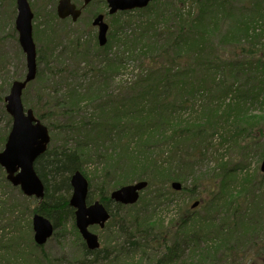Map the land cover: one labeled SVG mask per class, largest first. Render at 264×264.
Wrapping results in <instances>:
<instances>
[{
	"label": "trees",
	"instance_id": "1",
	"mask_svg": "<svg viewBox=\"0 0 264 264\" xmlns=\"http://www.w3.org/2000/svg\"><path fill=\"white\" fill-rule=\"evenodd\" d=\"M236 1L200 0L194 18L189 14L187 19L181 10L177 9V26L174 33L170 28L165 29L162 39H156L150 45L141 46L136 50L143 53L146 49L147 54H151L147 57L149 65H143L144 70L138 75L126 98H120L118 101L119 97L115 95L103 96L104 86L108 85L111 74L115 73L114 69L118 67L106 65L107 69L100 71L97 76L98 85H90L85 94H82L77 86L68 84L63 97L55 100L39 93L36 103L31 105L36 117L43 123L61 118V115L72 119L78 115L85 101L96 104L100 111V117L84 133H78L80 140L74 147L48 149L36 162V170L45 184L46 194L33 212L50 219L56 227V234L64 221L75 217L74 209L69 205L72 193L71 175L81 171L88 178L83 171L85 165L96 156L102 159L98 178L101 179L103 194L99 199L111 213L107 226L109 230L114 226L115 229L111 233L115 235L105 241L107 247L103 250L89 251L83 243L81 264H95L105 260L111 262L113 255L109 248H112L116 235L125 239L124 246L128 245L132 252L149 251L155 257L158 254L153 264H264V242L257 239L258 233L261 232V213H264V209L258 200L260 197L252 191V177L242 173L247 168L245 165H236L228 170L226 163L221 162L214 170H220L222 174L215 173L206 179L195 178L193 188L183 186L181 192H175L171 188L173 182L185 185L193 178V155L187 156L179 152L189 145L196 135L202 136V145L207 147L210 140L208 137L212 138L218 134L215 120L221 119L228 123L232 120L237 133L241 132L240 134L245 133L242 131H246L248 127L250 132L255 131L253 129L258 130L260 134L262 132L257 122H252L251 115L242 109H236L238 105L233 108L234 104L228 103L224 111H221L223 105H226V98L240 92V89L235 87L237 77H227L231 81L226 79L218 85L217 98L220 104L207 108L206 121L183 125L179 116L176 117L191 97L200 91L206 95L211 86L217 84L215 81L218 73L214 72L213 65H222L221 68L226 70L227 65H232L229 59L217 62L212 56L214 37L221 36L218 38L220 48L237 49L242 47V38H254L253 32L258 28L256 24L259 20V23L264 25V0H251L250 6L244 4L241 8L236 7ZM157 4L152 3L144 10L132 12L145 14L151 12ZM181 4H185L184 0ZM132 12L119 15H131ZM161 16L156 12V17ZM224 19H230L231 22L228 31L222 33L220 26ZM44 35L49 36L47 31ZM142 37L144 38L143 33L137 41L140 42ZM96 44L98 50L105 53V57L109 55L107 51L112 47V43L109 42L105 47H100L98 42ZM139 45L137 42L134 49ZM37 51L38 63L46 61L45 52L41 48ZM245 52L249 58L252 51ZM84 54L75 53L81 57ZM246 59L236 61L232 65H236L237 75H245L243 65L247 64ZM260 65L264 63L260 61ZM39 76L37 75L35 81ZM257 84L255 90L258 92L254 95L256 100L263 96L264 80L261 79ZM187 88L189 90L185 91ZM244 96L246 97L237 95L236 99L245 98ZM263 115L264 111L261 116ZM245 122L250 126L244 127ZM50 126V130L56 127L52 123ZM117 133L124 136L123 140H119L120 143L115 142L114 148L104 152L101 144L113 140ZM220 137L223 138V135ZM6 140L7 137L4 143ZM162 147L169 148L167 159H163L165 153L156 155V150ZM91 179L88 178L90 190L93 188ZM135 181L148 182L147 189L141 194L136 205L123 206L111 201L110 191ZM197 189L200 190V197L196 195ZM176 193L190 194L194 203L200 202L199 206L193 209L192 204L169 224L155 219V206ZM149 197H152V200L149 201ZM90 201L88 197V202ZM23 240V237H16L6 246L0 245V249L6 250L3 257L6 264L57 263L48 256L43 247L37 246L33 239L30 242L36 253H26L21 249ZM251 246L252 251L246 253L244 248ZM250 255L252 257L249 258Z\"/></svg>",
	"mask_w": 264,
	"mask_h": 264
},
{
	"label": "rangeland",
	"instance_id": "2",
	"mask_svg": "<svg viewBox=\"0 0 264 264\" xmlns=\"http://www.w3.org/2000/svg\"><path fill=\"white\" fill-rule=\"evenodd\" d=\"M28 1L35 15L33 21L34 41L37 49L41 48L45 52L47 60L38 63V75L40 76L23 93L22 101L26 109H31V105L36 103L39 93H42L40 95L44 94L46 98H54L55 100L63 97L67 92L68 84L77 86L79 91L85 94L90 85H98L99 78L97 76L100 71L104 72L107 69L106 65H118V67L114 69L115 73L111 74L108 85L104 86L103 96L115 95V97H119L118 101L121 100L120 98H126L133 83L137 81L138 75L144 70L143 65H149L147 57L151 54L149 52L147 54L146 49L143 53L136 50L141 46L150 45L156 39H162L165 29L170 28L174 33L177 26V9L181 10L185 19L188 18L189 14H191V18H194L200 4V0H184V5L181 4L182 0H155L154 3H158V6L153 8L151 12L145 14L132 12L131 15L126 16L119 14L108 16L106 19L110 26L108 38L109 42L112 43V47H109L107 51L109 55L105 57V53L98 50L96 44L98 31L92 26V22L93 15L97 11L106 13V3L96 2L92 4L88 7L87 13L79 21L73 23L70 19L62 21L57 17L58 0ZM250 1L237 0L236 7L241 8L244 4L250 6ZM156 12L162 16L160 18L156 17ZM245 13L247 14V12ZM16 17V0H0V152L4 149V140L8 137L13 124L11 116L6 111L5 98L10 94L12 83L22 81L27 71L25 55L20 47L19 35L16 31ZM230 22V19L221 21L220 29L222 33L228 31ZM259 22L256 24L258 28L253 32L255 33L254 38H242V47L237 49L233 47L220 48L218 45L220 35L215 36L213 40L212 56L217 59V62L229 59L233 65L234 62L247 58V64L243 65L245 75L235 73L236 65L234 67L227 65V70L221 68L222 65H213L214 72L218 73L215 81L217 84L211 86L212 88L209 89L208 94L205 95L200 91L191 97L189 102L185 104L186 107L184 106L182 110H179L176 117L179 116V120L183 125L206 121L207 108L210 105L216 107L220 104L217 98L218 85L223 80L237 77L235 87L240 89V92L235 96L234 94L229 95L226 98V105H223L221 111H224L228 103H233V108L238 105L236 109H242L245 113L251 115L252 122H257V125L262 129L261 134L256 129L250 132L248 127L250 125L247 122L244 123V127H248L246 131L249 132L242 131L245 133L240 134L241 132L237 133L232 120L229 123L221 119L215 120L214 124L217 123L218 134L212 138L208 137L210 140L207 142V147L202 145V136L196 135L190 141V144L179 152L185 153L187 156L193 155V163H195L193 178L187 184H181L191 189L195 178L203 177L206 179L215 173L222 174L220 170H214L221 162L226 163V169L228 170L242 164L247 167L242 173L249 174L252 177V191H255V195L260 197L258 200L261 201L264 209V174L261 172L264 159V115L261 116L264 105H261V103H264V93L261 98L258 97V100L254 98V95L258 92V90H255L258 86L257 83L261 79L264 80V65H260V61L264 63V25ZM45 31L49 36L44 35ZM142 33L144 38H140L139 42L137 38ZM137 42L140 45L134 49ZM246 50L252 51L251 54L249 53V58L246 57ZM77 52H84L85 54L81 57V55H75ZM188 90L189 88L185 91ZM237 95L239 97L246 95V97L236 99ZM238 101H241V103ZM99 117L100 111L96 104L85 101L78 115L72 117V119L61 115V118L44 122L48 128L51 127L50 123L56 125L55 128L49 129L51 136L49 149L55 150L65 146L74 147L76 142L80 140L78 133H84ZM259 117L263 119H258ZM222 135L223 138L220 137ZM123 137V135L117 133L112 138L113 140L101 144V149L105 152L107 149L114 148V143H120L119 140H123ZM168 150V147H162L156 150V155L165 153L163 159H167L169 156ZM101 160L96 156L85 165L83 170L89 179L92 178L93 188L89 193L90 203L100 201L99 197L103 194L100 184L101 179L98 178L102 168ZM239 177L243 176L239 175ZM115 190L109 192V197ZM195 192L197 196L200 195L199 189ZM150 200H152V197H149ZM39 203L40 201L35 198L27 197L19 187H14L7 179L5 168L0 165L1 246H6L16 237H23L21 249L26 253H31V251L36 253L30 241L31 239L34 241L33 211ZM193 203L194 200L191 199L190 194L176 193L173 196H168L161 204L156 205L153 203L156 205L153 217L169 224L180 213L185 212L187 208L189 209ZM261 214V232L258 233L257 239L264 242V213ZM108 228L109 226L104 229L94 226L90 229L91 232L98 235L102 250L107 247L105 241L115 235L111 233L115 229L114 226L111 230ZM79 235V231L75 226V217H69L59 226L54 237L43 248L48 256L57 261L55 264H81L84 241L79 238ZM124 240L120 235H116L112 248H109L113 255L111 262L108 263L105 260L95 264H153V261L158 257V254L155 257L151 252L144 250L132 252L129 250L128 245L124 246ZM250 250L252 251V246L244 248L246 253H250ZM5 255L6 250L1 248L0 264H6L3 259Z\"/></svg>",
	"mask_w": 264,
	"mask_h": 264
},
{
	"label": "water",
	"instance_id": "3",
	"mask_svg": "<svg viewBox=\"0 0 264 264\" xmlns=\"http://www.w3.org/2000/svg\"><path fill=\"white\" fill-rule=\"evenodd\" d=\"M93 0H85L89 4ZM154 0H106L109 15L118 12L144 9ZM17 17L15 20L16 31L19 35V44L26 58L27 72L22 81L12 83L10 94L5 98L6 110L12 117L13 124L7 138L5 148L0 152V165L5 168L8 181L29 198L43 200L46 187L36 171L35 163L43 156L51 142L49 129L39 120L32 109L26 110L22 96L27 86L33 82L38 74L37 48L33 37L34 13L28 0H16ZM58 17L62 20L69 17L77 22L80 17L71 0H60L58 4ZM93 26L98 27V43L104 47L108 43L109 25L104 16L100 15L93 21ZM264 173V159L261 165ZM70 185L72 195L69 205L75 210L76 227L90 251L101 248L98 235L90 231V227L99 226L104 229L111 218V214L103 203L95 201L88 204L89 181L81 171L71 175ZM148 187V182L139 181L123 186L111 193V200L116 204L131 206L138 203L141 193ZM174 191H181L183 186L179 182L171 185ZM195 202L192 208H197ZM34 242L37 246H45L54 236L55 225L47 217L36 213L32 219Z\"/></svg>",
	"mask_w": 264,
	"mask_h": 264
},
{
	"label": "flooded vegetation",
	"instance_id": "4",
	"mask_svg": "<svg viewBox=\"0 0 264 264\" xmlns=\"http://www.w3.org/2000/svg\"><path fill=\"white\" fill-rule=\"evenodd\" d=\"M59 1L60 0H58V4H59ZM71 2H72V4L73 5H75V7H76V9L78 10V11H80V17H79V20H80V18L85 14V13H87V9H88V7H90L92 4H94V3H96V2H101V3H106V8H107V11H106V13H103V12H101V11H97L96 12V14H94L93 15V18L95 19V18H97L98 16H100V15H103L104 16V19L106 20L107 19V17L108 16H110L109 15V7H108V4H107V2H106V0H93L92 2H90L89 4H85V0H71ZM58 4H57V8H56V14H57V17H58V11H57V9H58ZM71 20V18L69 17V18H67V19H65V20H62V21H68V20ZM93 19V20H94ZM78 20V21H79ZM95 29H97V31L99 32V29H98V27H94Z\"/></svg>",
	"mask_w": 264,
	"mask_h": 264
}]
</instances>
